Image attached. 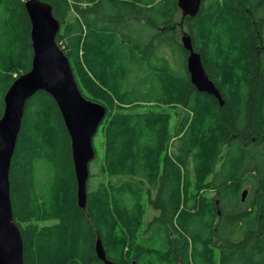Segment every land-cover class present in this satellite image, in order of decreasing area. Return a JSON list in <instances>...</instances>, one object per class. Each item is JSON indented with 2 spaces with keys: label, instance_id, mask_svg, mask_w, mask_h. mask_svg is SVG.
<instances>
[{
  "label": "trees",
  "instance_id": "obj_1",
  "mask_svg": "<svg viewBox=\"0 0 264 264\" xmlns=\"http://www.w3.org/2000/svg\"><path fill=\"white\" fill-rule=\"evenodd\" d=\"M25 1L0 0V118L31 67ZM43 1L108 111L83 209L55 99L27 101L10 169L25 264H105L98 238L115 264H264V0H203L193 17L177 0ZM184 35L224 104L192 83Z\"/></svg>",
  "mask_w": 264,
  "mask_h": 264
},
{
  "label": "water",
  "instance_id": "obj_2",
  "mask_svg": "<svg viewBox=\"0 0 264 264\" xmlns=\"http://www.w3.org/2000/svg\"><path fill=\"white\" fill-rule=\"evenodd\" d=\"M183 16H196L203 0H177ZM31 20L32 61L25 73L15 78L4 96V112L0 118V264H25L24 241L14 220L11 197L10 169L17 146L27 101L40 90L56 101L71 138V149L77 181V201L86 209L91 162L96 157L94 139L106 115L107 107L83 94L71 62L57 42L61 23L52 5L43 0H26ZM182 42L189 51L187 68L191 81L201 92L214 95L224 104L222 95L206 72L201 54L194 50L191 37ZM242 193V200L247 195ZM96 254L105 264L107 258L100 238Z\"/></svg>",
  "mask_w": 264,
  "mask_h": 264
},
{
  "label": "rangeland",
  "instance_id": "obj_3",
  "mask_svg": "<svg viewBox=\"0 0 264 264\" xmlns=\"http://www.w3.org/2000/svg\"><path fill=\"white\" fill-rule=\"evenodd\" d=\"M170 110V109H169ZM176 123V118L175 116L173 115L172 117V125H174ZM101 131L98 133V135L95 136V143H96V146L99 148L100 150V153H102V147H101ZM224 158V155L222 156V159ZM93 161L91 162V172H95L97 170V164H93ZM91 182H92V185H96L97 184V179L96 178H91L89 179ZM254 180V178H253ZM212 194V193H210Z\"/></svg>",
  "mask_w": 264,
  "mask_h": 264
},
{
  "label": "bare ground",
  "instance_id": "obj_4",
  "mask_svg": "<svg viewBox=\"0 0 264 264\" xmlns=\"http://www.w3.org/2000/svg\"><path fill=\"white\" fill-rule=\"evenodd\" d=\"M154 105V104H153ZM152 105V106H153ZM150 106H151V104H150ZM169 107V106H168ZM173 107V106H172ZM107 111H108V108H107ZM245 183V182H244ZM264 189V188H263ZM244 190H246V189H244ZM247 191H248V189H247ZM243 193V192H242ZM248 193V192H247ZM238 237V236H237ZM238 240V239H237ZM190 241V240H189ZM193 259V258H192Z\"/></svg>",
  "mask_w": 264,
  "mask_h": 264
}]
</instances>
